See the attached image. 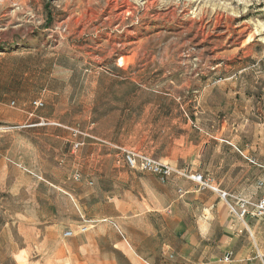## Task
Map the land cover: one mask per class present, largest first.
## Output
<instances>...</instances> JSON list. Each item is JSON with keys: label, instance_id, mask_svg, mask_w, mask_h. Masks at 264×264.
Instances as JSON below:
<instances>
[{"label": "rangeland", "instance_id": "obj_1", "mask_svg": "<svg viewBox=\"0 0 264 264\" xmlns=\"http://www.w3.org/2000/svg\"><path fill=\"white\" fill-rule=\"evenodd\" d=\"M3 73L52 95L50 121L0 125V264H42L20 226L32 194L66 214L72 177L95 171L80 133L108 160L95 139L158 158L180 124L264 163V0H0Z\"/></svg>", "mask_w": 264, "mask_h": 264}, {"label": "crops", "instance_id": "obj_2", "mask_svg": "<svg viewBox=\"0 0 264 264\" xmlns=\"http://www.w3.org/2000/svg\"><path fill=\"white\" fill-rule=\"evenodd\" d=\"M7 76L0 74V125L50 121L46 109L51 87L43 83L37 92L33 85L20 90ZM36 101L44 106L35 108ZM176 116L179 122L183 114ZM59 128L73 137L71 128L62 124ZM167 130L162 155L140 153L179 172L165 183L156 175L128 169L119 161L116 148L123 147L117 144L95 139L99 151L104 148L112 155L110 160L92 152L91 144L86 145L92 137L80 133L85 138L77 142L78 149L77 143L72 146V154L83 149V167L95 171L76 172L82 175L81 182L72 177L79 184L67 193L66 214L41 193L32 194L35 203L25 211L20 236L28 249L33 247L35 260L42 264L264 263V249L257 245L258 254L251 255L249 248V235L252 243H262L260 225L249 217L240 220L230 210L233 206L239 211L237 199L256 203L264 198V163L252 164L249 152L234 145L212 143L215 138L209 130L180 124ZM196 175L208 186L193 181ZM222 193L228 195L226 199ZM81 226L89 230L81 234ZM67 231L74 236L66 238Z\"/></svg>", "mask_w": 264, "mask_h": 264}, {"label": "built area", "instance_id": "obj_3", "mask_svg": "<svg viewBox=\"0 0 264 264\" xmlns=\"http://www.w3.org/2000/svg\"><path fill=\"white\" fill-rule=\"evenodd\" d=\"M33 106L39 109L42 108L44 104L41 101H36L33 103ZM40 121L44 123V119L41 118ZM74 135L76 136L77 132H75ZM80 146L81 144L77 143L74 148L78 149ZM116 149L118 151L119 161L125 163L128 169L132 171L156 175L163 183H165L174 174L179 173L176 169L154 158L142 155L126 148L118 147ZM248 160H250L252 164L256 165L255 161L251 159ZM73 179L76 182H81L83 180V177L80 173H76ZM192 180L198 183H203L204 186H208L207 183L203 182L202 176H192ZM221 196L223 199H226L228 195L226 193H222ZM237 201L239 204V211H237L235 207L230 206L232 215L236 216L240 220H244L249 217L251 219H256L264 223V198L259 199L256 203H252L245 199H237ZM88 228V226H81L79 232L81 234H84L89 230ZM73 236V231H67L65 233L66 238H70Z\"/></svg>", "mask_w": 264, "mask_h": 264}, {"label": "bare ground", "instance_id": "obj_4", "mask_svg": "<svg viewBox=\"0 0 264 264\" xmlns=\"http://www.w3.org/2000/svg\"><path fill=\"white\" fill-rule=\"evenodd\" d=\"M216 190V189H215Z\"/></svg>", "mask_w": 264, "mask_h": 264}]
</instances>
